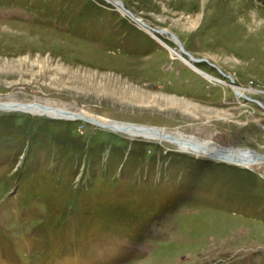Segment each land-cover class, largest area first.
Masks as SVG:
<instances>
[{"label": "rangeland", "instance_id": "obj_1", "mask_svg": "<svg viewBox=\"0 0 264 264\" xmlns=\"http://www.w3.org/2000/svg\"><path fill=\"white\" fill-rule=\"evenodd\" d=\"M119 1L216 81L113 0H0V101L263 155L264 0ZM108 128L0 107V264H264V162Z\"/></svg>", "mask_w": 264, "mask_h": 264}, {"label": "bare ground", "instance_id": "obj_2", "mask_svg": "<svg viewBox=\"0 0 264 264\" xmlns=\"http://www.w3.org/2000/svg\"><path fill=\"white\" fill-rule=\"evenodd\" d=\"M117 7L119 6L117 5ZM139 25L142 28L146 29V31L149 34L158 33V32L165 33L166 31V30H162V32H160L157 29H154L151 31L148 28L142 26L141 24ZM166 33L171 35L168 31H166ZM153 37L156 39L159 45L165 47L171 53L173 58H177L183 61L184 63L188 64L189 66L192 67L194 71L203 75L209 81L211 80L216 81V79L203 73L200 70H197L195 66H193L192 62L197 58L195 57L193 58L191 54H190L191 56L190 55L188 56L185 53H182L180 49L175 50L174 48H172V46H170L164 40L157 38L155 34L153 35ZM170 38H172V41L178 45L177 37H174L173 35H171ZM182 54L186 55L188 58L184 57ZM232 84H234V81L232 82ZM232 89L235 92V94L239 97L245 94L244 90H241L239 88L233 87ZM2 103L7 104L5 107H2L4 109H17V110H23V111H28V112H36V113H41V114H45L48 116L57 117V118L79 119L81 117H86L91 120L89 122L95 125L97 124L109 125L110 128L108 129L110 130L113 129L112 131L122 132L129 136H141V137H145L146 139L150 138V139H155L157 141H166L168 143L175 145L181 151H186L188 153L191 152L195 155H201L207 158H212V159H216V160H220V161H224L228 163H233V164L241 165L244 167L257 165V164L264 162V155H260L258 154L259 152L256 153L253 150L242 149L239 147H227V146H223L217 143L213 144L214 142L210 143L211 140H205V139L200 140L193 136H189L185 134H178L177 132L168 134L166 131L155 130L154 128H148L146 126L138 125V124H124L120 122H108L105 119L92 117L91 115H86V114H83L82 112H71L64 107L55 106L53 104H49L48 102L33 101V102L15 104L12 102H1L0 101V104Z\"/></svg>", "mask_w": 264, "mask_h": 264}, {"label": "water", "instance_id": "obj_3", "mask_svg": "<svg viewBox=\"0 0 264 264\" xmlns=\"http://www.w3.org/2000/svg\"><path fill=\"white\" fill-rule=\"evenodd\" d=\"M113 1H114L115 5H118V6H119V8L122 10L123 13H125L126 15H129V17L132 19L133 22L135 21V23L141 24L142 26L148 28V29L151 30V31L155 29V28H153L151 25H149V24L145 23L144 21L140 20L139 18H137V16H135V15H134V14H133L128 8L124 7V6L121 4V2H120L119 0H113ZM168 32H169L171 35H173L174 37H176V35H174V33H172L171 31H168ZM177 41H178V48L180 49V51H181L182 53H185L186 55L189 56L190 53L182 47V45H181V43H180L179 40H177ZM195 60H197V61H200V60L207 61L206 58H203V57H198V58L195 59ZM207 62H208L209 64L213 65L211 62H209V61H207ZM215 68H216V69H217L222 75H225V76L228 78V81H229L230 83L233 82V79H232V77H231L230 75L223 73V72H222L217 66H215ZM255 101H256L261 107L264 108V105H263L261 102H259L258 100H255ZM6 105H7L6 103H2V104H0V107H5ZM81 119L86 120V121H91L89 118H86V117H81ZM97 125H99V126H101V127H110V126L107 125V124H97ZM245 148H247V149H251V148H249V147H245ZM251 150H253V149H251ZM253 151H256V150H253ZM263 155H264V154H263Z\"/></svg>", "mask_w": 264, "mask_h": 264}, {"label": "trees", "instance_id": "obj_4", "mask_svg": "<svg viewBox=\"0 0 264 264\" xmlns=\"http://www.w3.org/2000/svg\"><path fill=\"white\" fill-rule=\"evenodd\" d=\"M8 245H10V244H8ZM44 260V259H43ZM39 261H41V260H39Z\"/></svg>", "mask_w": 264, "mask_h": 264}]
</instances>
